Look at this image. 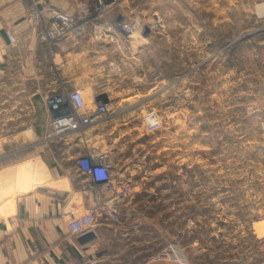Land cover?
I'll use <instances>...</instances> for the list:
<instances>
[{
  "label": "rangeland",
  "instance_id": "rangeland-1",
  "mask_svg": "<svg viewBox=\"0 0 264 264\" xmlns=\"http://www.w3.org/2000/svg\"><path fill=\"white\" fill-rule=\"evenodd\" d=\"M262 3L119 0L107 16L136 32H113L107 55L114 66L108 61L99 71L92 61L82 95L91 105L92 92L101 93L109 109L86 134L115 166L123 227L115 236L127 248L125 264L169 248L192 264H264ZM150 110L160 126L146 132ZM79 137L44 141L43 157L70 166L84 154ZM32 153L7 154L0 166ZM136 185L143 190L133 192Z\"/></svg>",
  "mask_w": 264,
  "mask_h": 264
},
{
  "label": "crops",
  "instance_id": "crops-1",
  "mask_svg": "<svg viewBox=\"0 0 264 264\" xmlns=\"http://www.w3.org/2000/svg\"><path fill=\"white\" fill-rule=\"evenodd\" d=\"M75 3L0 0V158L34 150L29 158L0 166V264H125L127 248L123 238L115 236L123 228L119 222L99 219L93 229L96 237L84 244L70 235L69 223L92 203L90 179L78 171L75 161L64 166L42 155L44 141L50 140L43 137L48 130L45 98L60 89L82 93L90 81L92 61L99 62V71L108 67V61L113 65L107 55L108 38L117 35L108 17L89 22L82 33L60 41L40 37L42 22L32 17V9L38 8L42 16L51 7L71 14ZM8 33L14 44H9ZM100 94L92 92L94 101ZM92 139L80 135L77 147L88 152ZM65 146V152L73 148L70 142ZM133 187L135 193L143 190ZM136 264L192 263L156 255Z\"/></svg>",
  "mask_w": 264,
  "mask_h": 264
},
{
  "label": "built area",
  "instance_id": "built-area-1",
  "mask_svg": "<svg viewBox=\"0 0 264 264\" xmlns=\"http://www.w3.org/2000/svg\"><path fill=\"white\" fill-rule=\"evenodd\" d=\"M75 1V10L71 14L52 7L48 9L45 16H42L38 8L31 10L32 17L42 22L40 37L47 42H56L76 36L83 32L89 22L94 23L100 17L113 16L116 8L119 7V0ZM259 1L264 2V0ZM110 27L116 33L119 30L125 32L127 36H132L136 32L134 25L122 18ZM7 37L9 44L15 43L11 33H8ZM44 106L50 127V133L47 136L49 139L68 133L85 135L91 126L109 114L103 95L97 96L95 101L88 105L79 90L49 94L44 100ZM144 125L146 132H153L160 126V120L154 110L147 112ZM76 166L80 173L90 179L92 203L83 214L69 223V233L74 237L93 230L101 218L110 222L118 221V210L112 192L114 163L100 149L93 147L77 158ZM157 256L184 259L173 248ZM86 264L95 263L87 262Z\"/></svg>",
  "mask_w": 264,
  "mask_h": 264
},
{
  "label": "water",
  "instance_id": "water-1",
  "mask_svg": "<svg viewBox=\"0 0 264 264\" xmlns=\"http://www.w3.org/2000/svg\"><path fill=\"white\" fill-rule=\"evenodd\" d=\"M95 237H96V234H95L94 230H89V231L77 236L76 240L80 244H84V243H87V242L93 240Z\"/></svg>",
  "mask_w": 264,
  "mask_h": 264
},
{
  "label": "bare ground",
  "instance_id": "bare-ground-1",
  "mask_svg": "<svg viewBox=\"0 0 264 264\" xmlns=\"http://www.w3.org/2000/svg\"><path fill=\"white\" fill-rule=\"evenodd\" d=\"M258 14L264 13V3L260 4V6L257 7Z\"/></svg>",
  "mask_w": 264,
  "mask_h": 264
}]
</instances>
